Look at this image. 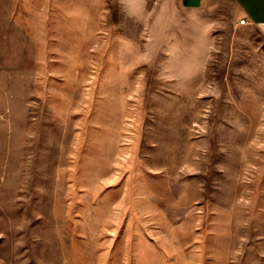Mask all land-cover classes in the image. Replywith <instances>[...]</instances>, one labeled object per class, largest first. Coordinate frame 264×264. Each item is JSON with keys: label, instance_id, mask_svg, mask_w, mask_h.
<instances>
[{"label": "rangeland", "instance_id": "obj_1", "mask_svg": "<svg viewBox=\"0 0 264 264\" xmlns=\"http://www.w3.org/2000/svg\"><path fill=\"white\" fill-rule=\"evenodd\" d=\"M0 264H264V29L0 0Z\"/></svg>", "mask_w": 264, "mask_h": 264}, {"label": "crops", "instance_id": "obj_2", "mask_svg": "<svg viewBox=\"0 0 264 264\" xmlns=\"http://www.w3.org/2000/svg\"><path fill=\"white\" fill-rule=\"evenodd\" d=\"M182 7L207 14L228 15L234 25L243 28L264 29V0H179ZM246 18V23L240 19Z\"/></svg>", "mask_w": 264, "mask_h": 264}, {"label": "built area", "instance_id": "obj_3", "mask_svg": "<svg viewBox=\"0 0 264 264\" xmlns=\"http://www.w3.org/2000/svg\"><path fill=\"white\" fill-rule=\"evenodd\" d=\"M246 18H242V19H240V23H242V24H244V23H246ZM262 25L264 26V23H262Z\"/></svg>", "mask_w": 264, "mask_h": 264}]
</instances>
